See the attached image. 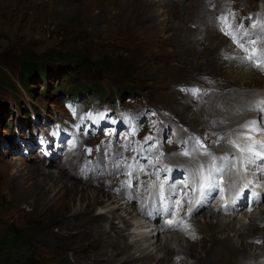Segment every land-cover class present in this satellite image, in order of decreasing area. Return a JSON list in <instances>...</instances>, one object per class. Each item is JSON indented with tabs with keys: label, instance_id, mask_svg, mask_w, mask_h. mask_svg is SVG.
Listing matches in <instances>:
<instances>
[{
	"label": "rangeland",
	"instance_id": "374dc122",
	"mask_svg": "<svg viewBox=\"0 0 264 264\" xmlns=\"http://www.w3.org/2000/svg\"><path fill=\"white\" fill-rule=\"evenodd\" d=\"M238 11L251 18L249 28H256L253 14L264 12V0H0V103L6 108L4 113L0 112V264H74L78 259L80 264H157L153 259H145L146 249L150 255L162 258L160 264H209L210 260L217 264H242L240 246L235 255L226 250L213 257L207 253L211 243L202 241L209 235L219 239L228 234L233 237L227 226L233 222L232 216L215 214L225 222L222 233L205 228L210 219L217 221L210 211L192 219L185 232L154 235L148 221L136 217L134 208L114 195L119 191L106 187V183L110 188H124L129 181L133 182L131 186L137 184L150 170L144 157L156 159L159 151L167 158L180 160L178 165H182L184 158L204 156L214 148L233 150V132L226 131L224 123L251 112L261 93L246 91L242 95L243 91L236 93L228 87L227 81L233 78L220 65L231 69L232 63L235 62V68L243 63L227 43L220 39L216 42L218 39L211 34L224 36L236 49L238 41L222 31L224 25L219 27L223 24L220 13L228 12L233 16L228 23L234 33H248L253 41L254 32L244 31ZM28 63L51 68L61 63L66 73L71 71L73 81L63 83V75L53 71L48 84L33 78L29 82L31 90H25L19 76L22 66ZM222 76L227 78L215 82ZM4 81L8 84L2 86ZM79 82L85 92L92 86L103 91L88 92L85 98L77 96L74 105L79 116H74L65 108L70 98L65 102L56 92L59 84L67 92ZM124 91L132 93V97L122 100ZM85 105H91L96 112L119 105L122 123L126 116L136 113L150 123L135 129L129 127L132 131L120 130V138L115 136L107 147V155L100 151L94 158L95 166L78 165L73 171V162L84 157L76 156L74 146H64L63 132L73 124L74 132L91 126ZM27 114L31 121L25 119ZM43 120L49 121L46 130L56 125L61 129L48 138L47 151H37L40 147L35 146L39 143L36 134L27 131L17 137L19 131L15 127L35 123L40 127ZM136 124L134 120L133 125ZM10 127H14L12 133ZM101 128L107 133L113 130L110 126ZM183 130H194L193 135L185 137L181 135ZM76 139L79 145L80 138ZM142 140L146 144L137 154L136 147ZM223 143L225 146L221 147ZM211 159L209 156L207 161ZM183 165L189 166V171H199L201 166L196 162ZM45 174L54 177L48 179ZM56 177L61 178L59 184ZM147 179L152 176L143 182ZM109 194L112 201L105 206ZM94 195L101 198L99 204L92 200ZM114 205L121 209L113 217ZM120 216L133 223L125 232L127 243L133 246L124 253L115 243V232L123 227ZM257 216L264 218V203ZM238 219L237 222L250 226L246 216L239 214ZM260 223L258 220L257 225ZM259 227L263 230L264 222ZM183 234H190L195 244L191 255L186 253L190 240H185ZM242 234L247 236L248 232ZM177 237L180 240H171ZM13 239L17 242H11ZM254 239L248 243L253 250L248 249L255 260L244 262L264 264V239ZM128 256L131 258L127 259Z\"/></svg>",
	"mask_w": 264,
	"mask_h": 264
},
{
	"label": "bare ground",
	"instance_id": "6f19581e",
	"mask_svg": "<svg viewBox=\"0 0 264 264\" xmlns=\"http://www.w3.org/2000/svg\"><path fill=\"white\" fill-rule=\"evenodd\" d=\"M259 21L261 22V23H263L264 24V19L262 18V17H260V19H259ZM209 32H211V30H209ZM254 32V31H253ZM260 34L261 35V33H259V32H254V34ZM222 35V34H221ZM212 36H215L217 39H218V41H216V42H219V39L221 40V42H223V43H227V45H229L230 47H231V50H232V54L234 55V56H236V58H238L242 63V65H239L237 68H235V62L234 63H232V68L230 69L229 68V66H226V65H223V64H221L220 62H219V60H218V62L221 64L220 65V68H221V70H226V71H230L229 72V74H228V76H232V78H233V81L232 80H230V81H227V85H228V87H231L233 90H236V93H238V92H241V91H243L242 92V95H245V93H247L246 91H251L250 93H253V92H257V93H259V92H261V93H264V76L262 75V74H258L259 72L258 71H256V70H254V69H251V67H249L247 64H246V62H245V60H243V57H242V55L240 54V53H238L236 50H235V48L230 44V42L228 41V39H226L223 35V37L222 38H219V37H217L216 35H214V34H211V37ZM249 40H251L250 38H248L247 36H245V37H243V39H242V43H244V47L245 48H250L251 46H252V44H249L247 41H249ZM252 41V40H251ZM213 42V39H211V43ZM211 43H210V45H211ZM209 45V46H210ZM215 45V44H214ZM218 45V44H217ZM216 46V45H215ZM228 54V53H227ZM229 55L231 56V54L229 53ZM217 58V57H216ZM233 61V60H232ZM239 62V61H238ZM237 64V63H236ZM239 64V63H238ZM263 76V77H262ZM223 77V79H221V80H215V82H222V80L224 81V79L225 78H227V76H222ZM231 78V79H232ZM225 85V84H224ZM220 87V86H219ZM212 91H213V89H212ZM223 93V92H222ZM207 96H209V95H207ZM211 96H212V94H211ZM210 96V97H211ZM226 97H224V99H225ZM240 98V97H239ZM214 99V98H213ZM222 99H223V97H222ZM249 99V98H248ZM215 100V99H214ZM213 101V100H212ZM236 102H239V101H236ZM211 103V105H212V102H210ZM229 103L231 104V99L229 100ZM235 103V102H234ZM235 106V105H234ZM238 106H236V108H237ZM214 108V107H213ZM219 108V107H218ZM217 109V108H216ZM240 109H241V107H240ZM209 111H211L210 109L209 110H206V111H203L202 112V114L203 115H205L207 112H209ZM241 111H242V109H241ZM246 112H248V113H246ZM245 113H242V115L240 116V117H235V118H233L232 120H227V122H229L228 124H226V123H224V127H225V129H226V131H234V129L232 128V127H237L238 125H239V122L241 123V122H243V121H245V120H247V119H249L250 121H256L257 119H256V117H255V115H256V113H258L257 111H254V112H249V111H246ZM212 113V112H211ZM232 113V112H231ZM233 114V113H232ZM228 116V115H227ZM239 118V119H238ZM244 118V119H243ZM201 119H202V117L200 116L199 117V120L201 121ZM258 120L259 121H262L263 120V117L261 116V117H259L258 118ZM191 120H188V122H190ZM203 121V124H205V125H207V122H204V120H202ZM224 122H225V120H223ZM214 123V122H213ZM238 123V124H237ZM216 125V124H215ZM210 126V125H209ZM219 126V125H218ZM214 130H216V128L214 127V124H212V126H211ZM223 130V129H222ZM194 130H186V131H184L183 130V132H181V135H184L185 137H187V136H189V135H193V132ZM186 134V135H185ZM218 134V133H217ZM224 144V143H223ZM214 151H215V148L212 150V151H209V154H204V156H199V157H196V158H192V155H191V157H186V158H184L183 160H182V163H180V164H187V165H191V162H196V164H201V165H203V166H205V165H208V164H213L214 162H216V158L214 157ZM209 156H212V159H211V161L210 162H208L207 161V158L209 157ZM183 158V156L181 157V159ZM152 165V164H151ZM96 175V174H95ZM229 175H231V173H229ZM45 176H46V178H48V179H52V177H54V176H52L51 174H48V175H46L45 174ZM60 178V177H59ZM125 178V177H124ZM124 180V179H123ZM130 180V179H129ZM59 181H61V178L60 179H58L57 177H56V179H55V182L57 183V184H59ZM125 184V183H124ZM74 190H76L75 188H73ZM68 191H69V189H68ZM79 191V190H78ZM83 192V191H82ZM111 193V192H110ZM129 193V192H128ZM220 195H221V192H217L216 193V196H215V200L216 199H218L219 197H220ZM132 196H133V194H131V200H133L132 199ZM109 198H108V200H107V202H105L104 203V205L105 206H108L110 203L109 202H111L112 201V197H110V194H109V196H108ZM83 199L84 200H87L88 199V197L86 196V195H84L83 194ZM92 200H94L95 202L94 203H97V204H99L100 203V201H101V198L98 196V195H94V197L92 198ZM103 200V199H102ZM105 201V200H104ZM264 203V202H263ZM112 204V203H111ZM263 205V204H262ZM101 207H103V206H101ZM114 207L116 208L115 210H114V212H112V214H113V217L114 216H116V214L118 213L117 211H119L121 208L119 207V206H116V205H114ZM260 210H261V207H260ZM210 211H211V216H213L212 218H216L217 219V221L215 222L213 219H210V221H208L207 223H205V228H207L208 230H209V232H213V233H215L216 232V230H219V233H222L223 231H224V229H223V226L225 225V222L223 221V220H220L217 216H215V214L216 215H218L217 213H215L213 210H209V211H207V212H209L210 213ZM206 213V212H205ZM118 215H119V213H118ZM218 216H220V215H218ZM136 217H140L139 215H137L136 214ZM226 217H229V216H226ZM108 218V217H107ZM109 218H111V217H109ZM133 218V217H132ZM234 220H233V222H228V227H229V229H230V231H231V233H233V237H231L230 236V234H228V235H224V238L222 239V238H218L217 236H214V235H209L208 236V238L207 239H205V241H204V237L202 238V241L203 242H207V243H211V246H210V248H209V251L207 252V253H209V254H212V256L214 255V254H217V253H220V252H222V251H226V250H231V251H233V252H230V253H232L233 255H235L236 253H238L239 251V249L241 248L242 250H241V253H242V258H243V261H242V264H243V262L246 260V259H248L250 262H253V259H254V254H251L250 252H249V249H248V247H251L250 245H248V243L250 242V241H252V239H256V237L258 238V239H264V229L263 230H261L260 229V225L264 222V218H262V217H258L257 216V212L255 213V214H253V215H250V216H246V218H249V220H250V226H247L246 224H244V223H240V222H237V221H239V219H238V216H236V217H232ZM255 218V219H254ZM258 218V219H257ZM262 218V219H261ZM119 219H121L122 221V223H123V227H122V229H117V230H119L118 232H115V243H116V245H117V247L119 246L122 250H123V253L124 252H129L131 249V247L133 246H131L130 244H128L127 243V239H128V237L125 235V232H126V230L127 229H131L132 227H133V223H131V221H127L124 217H119ZM195 219V218H194ZM237 220V221H236ZM258 220H260L261 221V223H260V225L258 226L257 225V221ZM198 221V223H199V220H197ZM206 221V220H205ZM234 221H236V223L234 222ZM245 222V221H244ZM196 223V222H195ZM238 223H239V227H238ZM111 224V223H110ZM247 224H249V223H247ZM204 225V224H203ZM110 226H112V225H110ZM198 226H199V224H198ZM192 227V226H191ZM203 227V226H202ZM118 228V227H117ZM195 228H197V226L195 225ZM168 229H171V228H168ZM203 229V228H202ZM167 230V229H166ZM206 230V229H205ZM110 231H113L114 232V229L113 228H110ZM195 231V230H194ZM245 231H247L248 232V234H247V236H245V235H243L242 233L243 232H245ZM192 232V231H191ZM207 232V231H206ZM164 233V232H163ZM179 233V232H178ZM152 234H154V235H158V234H161L160 232H159V230L157 231V230H153V233ZM181 234V233H180ZM187 234V233H186ZM192 235V234H191ZM171 236H173V234H171ZM183 236H185L184 234H183ZM193 236V235H192ZM146 237H148V236H146ZM170 236H166V239L167 238H169ZM186 237V238H185ZM184 237V239L186 240V239H188V243L190 244V246H189V250H188V252L186 251V253H188V255H191V253L192 252H194L193 250L195 249L194 248V246H195V244H194V242L190 239L191 237H190V234L189 235H187V236H185ZM201 237V236H200ZM159 239V238H158ZM158 239H157V241H158ZM174 239H178V240H180L179 239V237H177V238H172L171 240L173 241ZM199 239V238H198ZM254 239V240H255ZM160 240H162V239H160ZM166 241V240H165ZM196 241V240H195ZM201 241V242H202ZM262 242H264V240H262ZM167 243V242H166ZM213 244V245H212ZM206 245V244H205ZM152 246V245H151ZM159 246H161V245H159ZM167 245H165L164 247H163V249L166 247ZM240 246V248L238 249V247ZM255 246V245H254ZM158 247V246H157ZM194 248V249H193ZM253 248L254 247H251V250H253ZM130 249V250H129ZM167 249V248H166ZM184 249V248H183ZM257 249H260V248H258L257 247ZM202 250V249H201ZM208 250V249H207ZM234 250H237V251H234ZM205 251V250H204ZM146 254H145V259L147 258V260L149 261H151L152 259L155 261V262H157V264H160L161 262V259L162 258H160V260L158 259L159 257H154V256H152V255H150L149 253H147L148 251H147V249L144 251ZM236 252V253H235ZM183 253V252H182ZM206 254V253H205ZM256 254V253H255ZM259 255H260V253H258ZM142 255H143V253H142ZM239 255V254H238ZM264 255V254H263ZM134 256V255H133ZM132 256V257H133ZM230 256V255H229ZM130 256H128L127 257V259L129 258ZM136 257V256H135ZM142 257V256H141ZM143 257H144V255H143ZM143 257H142V259H143ZM179 257V256H178ZM214 257V256H213ZM212 257V258H213ZM131 258V257H130ZM258 258H260V257H258ZM144 259V260H145ZM176 259H177V257H176ZM182 259V258H181ZM177 260V262H179V261H182V260ZM203 259V258H202ZM204 259H205V257H204ZM207 259H210V257H209V255L207 256ZM207 259H206V262H207ZM264 259V258H263ZM262 259V260H263ZM141 260V259H140ZM145 261V262H148V261ZM255 260V259H254ZM259 260H261V259H259ZM217 261V260H216ZM248 261V262H249ZM256 261H257V259H256ZM255 261V262H256ZM80 259H78L77 261H75V263L74 264H80ZM144 262V263H145ZM153 262V261H152ZM185 263V262H184ZM205 263V262H204ZM208 263V262H207ZM218 263V262H217ZM216 262L214 263L213 261H209V264H217ZM143 264V263H142ZM163 264V263H162ZM168 264V263H167ZM172 264V263H171ZM180 264H183L182 262H180ZM198 264H201L200 262H198ZM203 264V263H202ZM206 264V263H205ZM244 264H250V263H246V262H244ZM259 264V263H258Z\"/></svg>",
	"mask_w": 264,
	"mask_h": 264
},
{
	"label": "trees",
	"instance_id": "16d2710c",
	"mask_svg": "<svg viewBox=\"0 0 264 264\" xmlns=\"http://www.w3.org/2000/svg\"><path fill=\"white\" fill-rule=\"evenodd\" d=\"M58 64V62H56ZM56 65V64H54ZM54 71V73L56 72H60L63 77H62V82L65 83V82H72L73 81V76H72V73L70 71V73H66V70L64 68V65L60 63V65H56L55 67H50V66H47V65H40V64H35V65H32L30 63H28V65H25V66H22L21 68V72H20V76H19V81H20V84L22 86L23 89L25 90H31L30 85H29V82L31 79L33 78H37V79H40L42 81H44L45 83L48 84V82L50 81V74ZM66 74V75H65ZM7 82L4 81L2 84V86H4ZM8 84V83H7ZM98 89H100L101 91H103L101 88L97 87V86H93V88L90 90L91 92H96ZM70 93V95H73V96H81L82 94L85 93V89L83 88L82 86V83L79 82L78 84H74V85H71L69 90L66 92L64 91V89H60V84H59V88L57 89V92H56V95L57 96H61L63 97L62 99L65 98V95H68ZM128 92H122L121 93V96L122 98L127 94ZM5 109V110H4ZM3 113L6 111V108L5 106H3L1 103H0V112ZM26 117H30L29 114L26 115ZM9 132L12 133V131H14V127H10L9 129ZM11 242L13 243H16L17 240L16 239H13L11 240Z\"/></svg>",
	"mask_w": 264,
	"mask_h": 264
},
{
	"label": "snow or ice",
	"instance_id": "6c2138e0",
	"mask_svg": "<svg viewBox=\"0 0 264 264\" xmlns=\"http://www.w3.org/2000/svg\"><path fill=\"white\" fill-rule=\"evenodd\" d=\"M222 20L224 22V31H225V34L226 35H229L234 41H238V40H242L243 37L249 35L248 33H240L239 36H237L236 33H234V31L232 30V25L228 23V17H222ZM256 25L254 24L253 27H255ZM249 44H253L254 42L249 40L247 41ZM239 46L244 49V51H248L247 48L244 47V43H240ZM248 59L250 61L252 60H255L256 59V55L255 53L253 55H250L248 57ZM255 66L260 68L261 70H264V53H261L260 54V59L258 62L255 63ZM262 104H264V102H262ZM261 111H264V107H261ZM250 125L255 128L257 126V122L256 121H251L250 122ZM261 130H264V129H261ZM232 143H235V141H233ZM237 147H239L237 145ZM253 147L250 145L249 148H248V151H253ZM89 151H91V149H89ZM241 151H243V149H241ZM262 153H264V144H261L259 146V150L256 151V155L257 156H260ZM184 155H188L187 152L184 153ZM223 159V158H222ZM222 172V169H218L216 168L215 164L211 165L208 170H207V173H205V170H204V166L201 165L200 166V169H199V177H198V180L197 182L200 184V190L203 191L205 188H214V187H217L218 185L216 184H213L211 182V176L212 174L214 173H221Z\"/></svg>",
	"mask_w": 264,
	"mask_h": 264
}]
</instances>
